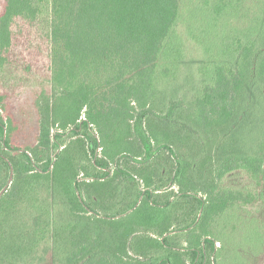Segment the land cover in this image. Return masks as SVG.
Returning <instances> with one entry per match:
<instances>
[{
	"label": "trees",
	"instance_id": "obj_1",
	"mask_svg": "<svg viewBox=\"0 0 264 264\" xmlns=\"http://www.w3.org/2000/svg\"><path fill=\"white\" fill-rule=\"evenodd\" d=\"M184 2L0 0V69L40 83L24 145L0 91V264L52 247L56 264H215L210 224L255 198L225 178L250 174L264 203V0H203L226 36L201 78L179 65Z\"/></svg>",
	"mask_w": 264,
	"mask_h": 264
},
{
	"label": "rangeland",
	"instance_id": "obj_2",
	"mask_svg": "<svg viewBox=\"0 0 264 264\" xmlns=\"http://www.w3.org/2000/svg\"><path fill=\"white\" fill-rule=\"evenodd\" d=\"M202 4L203 0H185L186 23H182L179 29L180 35L184 38L180 68L182 72H186V66L193 59L191 64L197 78L210 74L214 61L225 57L221 56V50L225 46L222 40L226 36L224 31L226 26L224 23L215 24L211 20L212 17L202 12L200 8ZM194 16H198L197 21L194 20ZM39 86L38 78L31 73L28 74L25 71L22 73L11 67L0 69V91L7 94L10 102L9 110L14 125L11 136L13 142L17 144L24 145L25 143L21 140L37 135L38 115L31 106L35 101L34 97L37 95ZM224 185L244 189L246 192L251 191L255 198L249 203L236 206L210 224L209 228L214 233L218 249V255L212 261L215 264H235L238 261H244V256L236 260L238 253L243 250L238 248V245L243 246L248 242L246 247L249 248L247 252L252 256L251 264H264V244H262L264 241V203L256 194L260 186L250 174L244 171L229 174L224 180ZM178 240L184 246L186 235L180 234ZM61 254L59 247L56 249L52 247L42 263L56 264L59 261L58 257H62Z\"/></svg>",
	"mask_w": 264,
	"mask_h": 264
}]
</instances>
